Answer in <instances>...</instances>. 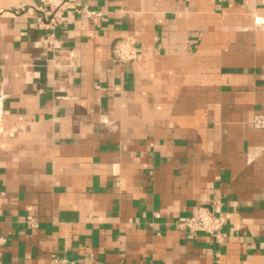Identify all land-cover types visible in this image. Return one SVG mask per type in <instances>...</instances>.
Segmentation results:
<instances>
[{
	"label": "crops",
	"instance_id": "0c3cea01",
	"mask_svg": "<svg viewBox=\"0 0 264 264\" xmlns=\"http://www.w3.org/2000/svg\"><path fill=\"white\" fill-rule=\"evenodd\" d=\"M39 3L0 0V264H264V0H78L53 49Z\"/></svg>",
	"mask_w": 264,
	"mask_h": 264
},
{
	"label": "built area",
	"instance_id": "2783aa9c",
	"mask_svg": "<svg viewBox=\"0 0 264 264\" xmlns=\"http://www.w3.org/2000/svg\"><path fill=\"white\" fill-rule=\"evenodd\" d=\"M78 0H40L36 12V24L44 30V41L48 49L55 46V30L63 21L65 9L70 4L77 3ZM77 13H84L87 17L99 14L85 6L75 7ZM264 21V18L261 19ZM113 55L116 60L127 61L135 57L133 40L129 37L119 39L113 47ZM252 124L264 128V113H256L252 117ZM4 191H0V213L4 200ZM221 202L215 201L211 206L199 205L194 213L177 219L176 226L184 231L188 236L193 237L202 232L208 234L216 243L224 240L226 232L224 226L226 223L225 216L221 209ZM26 223L30 227L38 226L37 220L28 215ZM0 237V242H2ZM46 264H75V261L64 255L52 253Z\"/></svg>",
	"mask_w": 264,
	"mask_h": 264
}]
</instances>
